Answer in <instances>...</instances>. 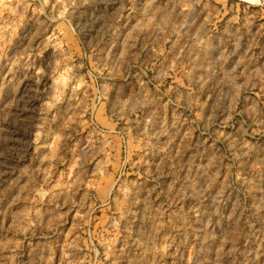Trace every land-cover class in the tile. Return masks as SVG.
Returning a JSON list of instances; mask_svg holds the SVG:
<instances>
[{"label": "rangeland", "instance_id": "1", "mask_svg": "<svg viewBox=\"0 0 264 264\" xmlns=\"http://www.w3.org/2000/svg\"><path fill=\"white\" fill-rule=\"evenodd\" d=\"M0 0V264H264V1Z\"/></svg>", "mask_w": 264, "mask_h": 264}, {"label": "water", "instance_id": "2", "mask_svg": "<svg viewBox=\"0 0 264 264\" xmlns=\"http://www.w3.org/2000/svg\"><path fill=\"white\" fill-rule=\"evenodd\" d=\"M263 1H264V0H263ZM263 1H262V2H263Z\"/></svg>", "mask_w": 264, "mask_h": 264}]
</instances>
